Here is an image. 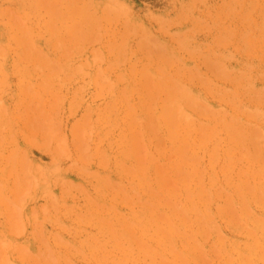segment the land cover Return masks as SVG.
Segmentation results:
<instances>
[{
    "label": "rangeland",
    "instance_id": "374dc122",
    "mask_svg": "<svg viewBox=\"0 0 264 264\" xmlns=\"http://www.w3.org/2000/svg\"><path fill=\"white\" fill-rule=\"evenodd\" d=\"M0 264H264V0H0Z\"/></svg>",
    "mask_w": 264,
    "mask_h": 264
}]
</instances>
